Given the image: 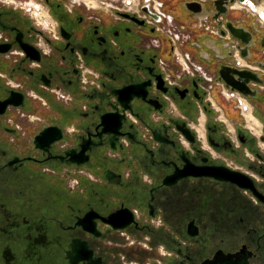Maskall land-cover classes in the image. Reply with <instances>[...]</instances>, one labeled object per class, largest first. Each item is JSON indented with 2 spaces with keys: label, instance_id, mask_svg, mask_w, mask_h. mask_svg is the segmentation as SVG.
<instances>
[{
  "label": "flooded vegetation",
  "instance_id": "flooded-vegetation-1",
  "mask_svg": "<svg viewBox=\"0 0 264 264\" xmlns=\"http://www.w3.org/2000/svg\"><path fill=\"white\" fill-rule=\"evenodd\" d=\"M0 264H264V0H0Z\"/></svg>",
  "mask_w": 264,
  "mask_h": 264
},
{
  "label": "built area",
  "instance_id": "built-area-1",
  "mask_svg": "<svg viewBox=\"0 0 264 264\" xmlns=\"http://www.w3.org/2000/svg\"><path fill=\"white\" fill-rule=\"evenodd\" d=\"M167 19H169V17H167ZM181 64L184 65V62H182V60H181ZM221 93H222L226 98H229V97H230V93H229L228 91L224 90V89H222ZM240 109H241V111L244 112V111H245V110H244V109H245V105H244V104H241V105H240Z\"/></svg>",
  "mask_w": 264,
  "mask_h": 264
},
{
  "label": "water",
  "instance_id": "water-1",
  "mask_svg": "<svg viewBox=\"0 0 264 264\" xmlns=\"http://www.w3.org/2000/svg\"><path fill=\"white\" fill-rule=\"evenodd\" d=\"M220 79H223V80H225V78H223L222 76H220ZM190 235H195V233H190Z\"/></svg>",
  "mask_w": 264,
  "mask_h": 264
}]
</instances>
